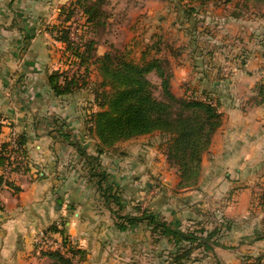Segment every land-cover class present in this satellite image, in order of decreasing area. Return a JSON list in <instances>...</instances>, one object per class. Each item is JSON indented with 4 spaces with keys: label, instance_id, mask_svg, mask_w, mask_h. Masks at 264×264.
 <instances>
[{
    "label": "crops",
    "instance_id": "1",
    "mask_svg": "<svg viewBox=\"0 0 264 264\" xmlns=\"http://www.w3.org/2000/svg\"><path fill=\"white\" fill-rule=\"evenodd\" d=\"M69 1L73 0H0V156L8 160L22 155L27 160L6 176L1 175L6 161L0 165V264H48L34 239L53 225L59 230V222L68 242L84 254L74 264H172L173 246L145 225L125 232L116 229L113 216L89 182L84 160L61 138L62 133L71 135L87 154L96 156L97 141L88 121L98 108L89 91L57 97L48 83L49 75L66 66L65 44L54 39L53 29L62 25L58 8ZM102 1L98 58L109 47L132 44L133 50L137 25L145 26V35L155 25L169 30L173 26L180 35L182 58L174 74L184 88L214 100L221 115V126L202 157L198 185L192 189L177 190L178 177L172 182L167 178L153 196L143 200L145 192L154 191L148 183L152 176H163L156 166L171 171L162 146L154 147L158 134L121 143L113 152L99 155L109 181L124 192L126 210L132 213V207L141 203V209L180 230L217 231L213 241L219 244L209 253L195 251L194 255L199 252L195 264H264V239H260L264 197L254 194L250 184L239 189L237 182L256 177L250 172L264 175V103L258 87L262 76L258 64L264 60L263 1L226 0L206 6L175 0ZM254 9L258 14L252 13ZM203 14L213 19L200 18ZM218 20L224 23L223 35L239 39L247 51L246 65L228 79L219 75L218 49L206 44L201 35L203 25H219ZM20 137L25 138L24 147L18 144ZM221 202L225 203L222 208ZM255 203L259 209L252 208ZM251 209L258 211V216L252 213L258 224L236 226L240 219L254 218ZM135 233L140 236L133 240ZM49 235L54 240L62 238L59 233ZM239 235L242 248L257 250V255L249 254L245 261L238 257L231 244ZM153 239L154 250L143 253L136 248L146 246V241L152 244Z\"/></svg>",
    "mask_w": 264,
    "mask_h": 264
},
{
    "label": "trees",
    "instance_id": "2",
    "mask_svg": "<svg viewBox=\"0 0 264 264\" xmlns=\"http://www.w3.org/2000/svg\"><path fill=\"white\" fill-rule=\"evenodd\" d=\"M175 1L206 6L222 0ZM261 1L264 3V0ZM102 3V0H73L59 7L60 16L64 17L61 26L80 9L87 24H90L92 34H98L104 16L100 10ZM53 31L55 39L65 44V52H72L84 73L69 78L65 72H54L48 76L49 87L57 97L85 90L92 94L98 110L90 115L88 122L89 132L97 141L96 156L87 154L71 135H60L65 145L75 149L84 160L89 182L113 216L116 229L125 232L129 227L145 225L153 235L165 238L173 246L174 251L170 254L172 264H195L199 261L193 257L195 251L209 253L213 246L219 244L213 241L217 231L206 232L203 228L180 230L162 217L141 209L139 204L132 207V213H129L122 199L123 190L109 181V175L100 165L99 155L113 152L121 143L158 134L163 141L165 160L178 173V189L195 188L201 176L202 157L221 126L217 108L198 98L187 100L175 96L171 92V77L163 69L167 61L150 57L149 51L143 52L142 58L136 61L130 59L127 53L111 47L110 52L98 58L93 41L81 38L79 45H74L68 40L64 27L58 26ZM95 65L101 81L89 85L86 77L90 66ZM150 75H155L159 84L152 83L148 79ZM258 87L263 99L260 102L264 103V84ZM18 144L24 147L25 138H18ZM5 161L7 159L0 156V165ZM262 206L264 213V204ZM46 233L63 235V231L55 225ZM260 239H264V229ZM62 244L64 248L70 247L67 238H63ZM66 254L70 255L69 258L59 251L42 252L41 256L49 260L48 264H74L75 259H84V254L73 247L66 250Z\"/></svg>",
    "mask_w": 264,
    "mask_h": 264
},
{
    "label": "rangeland",
    "instance_id": "3",
    "mask_svg": "<svg viewBox=\"0 0 264 264\" xmlns=\"http://www.w3.org/2000/svg\"><path fill=\"white\" fill-rule=\"evenodd\" d=\"M70 2L71 1H69L68 3H70ZM219 2H221V3L222 2H226V0H222V1H219ZM67 4H65V5H67ZM241 11H242V9H241ZM252 13H254V15L258 14V10L254 9V11H252ZM249 14H251V13L249 12ZM60 15H61V13L59 11V16ZM254 15L252 14L250 17H253ZM200 16H203V17H200V18H203L204 20H206V19L212 20L213 19V16H211V17L210 16H206V14H203V15H200ZM63 19H64V17L62 16V20ZM214 19H216V18H214ZM198 20H200V19L198 18ZM70 21H71V19L68 20L66 23L63 22V26L60 25L59 27H64V29H65V31H66V33L68 35L67 38L72 44L79 45L78 43H75L74 41H71V38L69 37V35H70V27H68L67 25H68V23ZM219 22H220L219 25H217L215 22H212V24L217 25V26H212V27H210L212 25L211 23H207V24L203 25V27L205 29L203 27H201V35H202L203 40L206 41V44L211 45V48H217L218 49L219 55L222 58L219 75L222 78L228 79V78L233 76L232 73L236 72V70L239 68V66L246 65L245 62L247 61V58H246V55H247L246 52L247 51L243 50L242 43L240 42L239 39H237L235 37L233 38L231 36L228 37L227 35H223L225 26H224V23L222 21H219ZM128 24L131 25L132 24L131 21ZM138 24H139V22H138ZM154 24H157V22L154 23ZM126 26H123L124 27L123 28L124 31H125V28H127ZM166 26H167V24H166ZM85 27H86L85 34L82 36V39L84 38L85 40H91L95 44L97 42V39L99 38V36L101 34H99V32H98V34H96V33L92 34V30L90 28V24H88ZM213 27H216V28H213ZM169 28L170 27L164 29L162 27V25H160L159 27L157 25H155V27L152 30H151V28H149V31L150 30L151 31L147 35H145V32H144L145 26L137 25L133 29V30H136V33H135L136 34L135 35L136 40H135V42L137 43V44L134 45L135 48L133 50H131L129 48V47L133 46L132 44L131 45H127L126 47L123 46V47H121V49H116L114 47H112V48H114L116 50H119L122 53L123 52L127 53L129 57H132L135 60H137V59L140 60L142 58L143 52H148L149 51L148 53H149L150 57H154L155 56V57H157V58H159L161 60L167 61V63L164 65L163 69L165 71V74H167V75H169L171 77V79H170L171 92L175 96L180 97V98H184V99H187V100H192L194 98H198L200 101H203V102H207L208 101L209 104H212V106L217 108V110L219 111V106L217 105V103L214 100H211V98L209 96H207L206 94H198L195 91H191V89L184 88L183 87L184 86L183 85L184 84L183 81H180V78H179L178 74H174L175 67L179 63V60L182 59V58L179 57V52H178L181 44H180V39H179L180 35H179L177 29H175L173 26H171L170 30H169ZM208 28L211 29L212 32H214V33H210L208 31H206V29L208 30ZM213 30H215V31H213ZM55 34L56 33H54V39H55V36H56ZM127 36H125L124 32H123V37L126 38ZM82 39H81V41H82ZM140 40L141 41L143 40V42H141ZM143 44H144V47L142 48ZM95 48H96V45H95ZM110 48L111 47H109V50L106 53L111 51ZM130 51H132V52H130ZM125 53H123V54H125ZM95 54H96V52H95ZM63 55L65 57L64 60H66V62L65 61L64 62H65V64L68 63V67H69V73L66 76H68L70 78L74 74L79 76V75H82L84 73V69L79 66V64L77 63V60L72 55V52H64ZM96 56H97V54H96ZM258 65H259L258 68H259V70L262 73V76H260V78L258 77V79L260 80V84L261 83L264 84V60H263V58L261 60V64L259 63ZM65 67L66 66H64L62 72L66 73ZM89 72L90 73L86 77V81H89V85H92V84H94L96 82H100L101 81V78H100V76L98 75V72H97V66L96 65L95 66H90ZM148 79L154 84H159V81L156 79L155 75L148 76ZM158 93L159 92L157 91L156 94L158 95ZM88 95H89L90 99H93V96H92V94L90 92L88 93ZM147 139L148 140H153V139H150V138H147ZM147 139H146V141H147ZM154 141H153V144L156 143V146H154L155 148L162 146L160 148H161V152L163 154V142L161 140V137L160 136L156 137L154 139ZM123 146L124 145H122V147ZM158 155H159V153L154 158L158 157ZM150 156L152 157V155H150ZM164 158H165V156H164ZM23 159H25V158H23ZM26 161L27 160L25 159V163H26ZM159 163H160V161H159ZM166 163H167V161H166ZM170 168H171V171H169V170L167 171V170L164 169L163 166H156V168H155L156 172L157 173H162L163 176H161V174L152 176L153 179L148 181V183H150L152 185V188H154V191H152L150 193H149V191L145 192L144 193L145 197H144L143 200H146L147 197L153 196L158 191V188L161 185V183L165 182V179L169 178L170 182H172V180H174L175 177H178V179H179V176H178V173L176 172V170L174 168L172 169V167H170ZM229 172H230V174H232L231 176L235 175L234 172L232 171V169H230ZM261 173L262 172H254V173L250 172L249 174L255 175L256 177L252 178L251 176H249L251 178L250 179L247 178L246 179L247 181H245V182H242L243 179H240L239 181H237L238 185H239L238 188L242 189V188H244V185H246V184L249 185L250 184L249 188L251 189V191L254 194L261 195V196L264 197V175L261 174ZM138 174H140L139 171H137V175ZM159 176H161V177L159 178ZM177 190H184V189H177ZM134 204H136V203H134ZM221 204L219 205L220 208H222V206L225 205V203H223V202H221ZM139 205H141V203H139ZM127 207L129 208V206H127ZM252 208L259 209V206L257 205V203H255V204H252ZM251 210H252L251 214L254 213L256 216H258V211L253 212V209H251ZM252 217H254V218L251 219V220L240 219L239 223L236 224V226H239L240 228H242V226H244L246 223L255 222L256 224H258V221H255L257 217H255L253 214H252ZM61 224L62 223L59 222V231H63V226H61ZM40 232L41 233L42 232L46 233V231H40ZM40 232H38L37 235ZM59 234L61 235L62 238L60 240H54L53 239V241H52L53 250H51V252L59 251L62 254H65V256L67 258H69L70 255L66 254V250H68L70 247L76 248L77 245H74V244H72L69 241L70 242L69 243L70 247L64 248V246L62 244V241H63V238L66 237L65 231H63L64 235H62L61 233H59ZM37 235H36V237L34 239V246L39 251V254L41 256L42 252H48L49 249H47L44 246L41 247L40 245L37 244ZM138 236H140V234L135 233V235H133V237H134L133 240L138 238ZM242 241H243V238H242L241 235H239V237H236V239H234V242H232V244H231V247H234V249H235L234 251H236V253H237L238 257H240V259H243V261H245L244 258L246 256H249V254L257 255V252H258L257 250L249 249V248H246V247L242 248V246L240 245L242 243ZM146 244L148 245V241H146ZM147 245L146 246H136V248H138V250L140 252L147 253L149 250H152V248L154 250V247L157 246V244L154 241V239H153L152 244L150 242L149 245L148 246ZM158 249H160V248L158 247ZM43 257H41V258H43ZM147 257H149V256H147ZM193 257L198 258L199 257V252H197L196 255H193ZM220 258H224V255H220ZM75 263L78 264V262H75Z\"/></svg>",
    "mask_w": 264,
    "mask_h": 264
},
{
    "label": "built area",
    "instance_id": "4",
    "mask_svg": "<svg viewBox=\"0 0 264 264\" xmlns=\"http://www.w3.org/2000/svg\"><path fill=\"white\" fill-rule=\"evenodd\" d=\"M87 21L80 9L76 10L74 15L71 18V21L68 23V27H70V35L69 37L71 38V41H74L75 43H80L82 36L85 34V30L87 26ZM68 68V63L66 64L65 69ZM66 69V72H69V70ZM212 105V104H211ZM22 155L17 156L16 158L11 157L7 160L4 170L1 175L6 176L8 172H11V170L16 169L18 166H23L25 165V159ZM50 239V240H49ZM52 241L53 238L51 235L45 233V232H40L37 235V244L40 245L41 247L44 246L48 251L53 250L52 248Z\"/></svg>",
    "mask_w": 264,
    "mask_h": 264
}]
</instances>
